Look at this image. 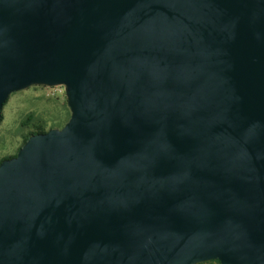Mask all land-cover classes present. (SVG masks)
I'll list each match as a JSON object with an SVG mask.
<instances>
[{"label": "water", "instance_id": "water-1", "mask_svg": "<svg viewBox=\"0 0 264 264\" xmlns=\"http://www.w3.org/2000/svg\"><path fill=\"white\" fill-rule=\"evenodd\" d=\"M69 115L0 160V264H264V0H0V108Z\"/></svg>", "mask_w": 264, "mask_h": 264}, {"label": "rangeland", "instance_id": "rangeland-1", "mask_svg": "<svg viewBox=\"0 0 264 264\" xmlns=\"http://www.w3.org/2000/svg\"><path fill=\"white\" fill-rule=\"evenodd\" d=\"M69 115L61 85L32 84L12 91L0 108V159L13 155L36 128H59ZM209 260L197 264H214Z\"/></svg>", "mask_w": 264, "mask_h": 264}, {"label": "trees", "instance_id": "trees-1", "mask_svg": "<svg viewBox=\"0 0 264 264\" xmlns=\"http://www.w3.org/2000/svg\"><path fill=\"white\" fill-rule=\"evenodd\" d=\"M45 130L44 129H42V128H36L34 131H32V132H30V134L31 133H37V132H44ZM28 136V135H27ZM27 136H25L24 138H23V140H22V143L25 141V139L27 138ZM15 154V153H14ZM13 154V155H14ZM13 155H10V156H13ZM10 156H6V157H4V158H7V157H10ZM3 159V158H2ZM1 160V159H0ZM216 261V260H215ZM217 262V261H216Z\"/></svg>", "mask_w": 264, "mask_h": 264}, {"label": "built area", "instance_id": "built-area-1", "mask_svg": "<svg viewBox=\"0 0 264 264\" xmlns=\"http://www.w3.org/2000/svg\"><path fill=\"white\" fill-rule=\"evenodd\" d=\"M214 264H219L218 262H215Z\"/></svg>", "mask_w": 264, "mask_h": 264}]
</instances>
